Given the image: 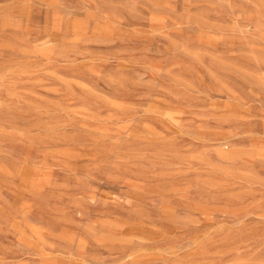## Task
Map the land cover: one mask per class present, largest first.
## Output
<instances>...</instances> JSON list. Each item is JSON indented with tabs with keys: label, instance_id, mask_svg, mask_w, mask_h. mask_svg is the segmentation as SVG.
<instances>
[{
	"label": "rangeland",
	"instance_id": "1",
	"mask_svg": "<svg viewBox=\"0 0 264 264\" xmlns=\"http://www.w3.org/2000/svg\"><path fill=\"white\" fill-rule=\"evenodd\" d=\"M0 264H264V0H0Z\"/></svg>",
	"mask_w": 264,
	"mask_h": 264
}]
</instances>
